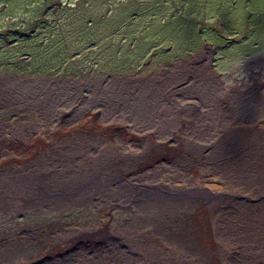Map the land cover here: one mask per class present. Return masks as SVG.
<instances>
[{
  "label": "rangeland",
  "instance_id": "rangeland-1",
  "mask_svg": "<svg viewBox=\"0 0 264 264\" xmlns=\"http://www.w3.org/2000/svg\"><path fill=\"white\" fill-rule=\"evenodd\" d=\"M47 1L51 9L44 15L45 19H51L52 17L64 19L74 13L75 15L70 19L82 20L87 16L93 17L94 15V18L101 20L103 17H108L111 14L110 11H112L111 9H107V7H104L105 9L103 8L102 12L97 10L98 7L103 5V0H100V5H98L97 2L99 1L97 0H90L86 5L80 4L70 14L69 11L63 8V5H67L69 0ZM163 1L166 2L163 4L162 10L158 8L150 9L152 12L147 10V13L144 14L136 11L133 13L135 16H145L143 19L144 23L140 20L136 23L138 29L144 31V37L148 28L152 29L155 25L163 27V19L165 22V32L171 31L164 34L162 33V35H156V32H153V36L149 33L146 40L144 39L148 45V49L144 54V58L139 60V63L131 61L125 55L119 57L115 55V53L113 54L109 51L100 54L102 58L99 59V54H96L94 45L87 42L84 45L82 42L84 37H79L76 42L77 46L81 47L76 49L78 57L76 56L71 60L75 66L77 65L79 70L80 68L83 69L78 78L79 81L84 82L90 76L101 77L103 75V77L109 79L110 77H115L114 74H119L123 68L132 70L130 73L126 71V73L130 75H121L128 79H138L137 74L142 78H139L140 80H145L144 78H146V76L154 79V77H159V73L157 74L156 71L158 67L161 66V69H164L163 64L172 58L176 61L174 62L175 65H179L178 63L183 60H190V57L195 55L196 58L202 57L205 62L207 54H203V51L206 49H216L213 45L218 41L223 48L233 49L230 53L231 58L226 60L224 65H222V62L214 64V61L220 60V58L215 57V60L210 61L211 64L225 68L224 66L230 65L233 60H237L235 64L237 66L234 68V71L219 72V75L223 79L227 78L228 74H231V78L234 81L236 80V82L230 83L229 86L237 84L236 87L241 89L258 80L259 73L252 75L250 71L246 73V75H243L238 66L253 67L252 69L254 72H256L258 67H264L262 66L264 65V54H260L264 53V0H114L113 2L118 3H115L113 10L115 13L121 14V17H124L127 12L138 4L142 6L153 2L154 4H152L156 7L155 2L159 3ZM7 2L5 12L4 2L0 3V32H2V34L4 33L2 36L0 33V158L6 155L9 163L17 164L14 166L0 161V245L5 242L13 241L12 236H14L15 232L20 236L23 235V230L20 229L24 228L25 223L20 219L23 221H27V219L20 218L19 209L27 210L25 205L28 202H26V200L31 201L30 196L39 195L40 188L38 181H32V185L22 184L23 179L30 174L28 169H33L35 166L34 164L41 159H43L42 161H47L45 166V168L48 169L45 173L47 178L53 180H59L61 178L66 180L69 179L71 181L69 194H72L77 188V183L80 181L81 177L84 176L86 166H88L86 164L88 156L93 155V153H89L90 150H88V148L84 147V142L78 145L79 150L82 151L71 154H67V152L62 150H49L48 146H46L50 144L49 139L45 138L43 135H33L31 138L27 136V138L25 132L32 131L33 129H21L18 127V125L26 123L28 117L33 124L37 121L38 123L47 124V121H40L31 109L30 103L34 101V98L26 97V95L29 94L27 92L34 94L39 78L46 79L50 77L27 76L9 72L17 69L13 68V65L24 63L25 59L28 61L30 59H37L42 55H37V58H35L38 49L33 51L29 43H20L21 40L14 37V35H17L7 32V30L10 29L23 35L31 34L29 31L35 27L33 25L28 27L25 22H29V20L40 16L45 6V1L7 0ZM127 2H130V4L124 5ZM92 7H94V9ZM146 16L150 18H159L155 19L154 23L151 24L152 21H149ZM177 16L186 18L184 21H180L181 19L179 18L174 20ZM138 19H140V17L136 20ZM100 23L106 25V21L104 22V20ZM102 27L103 26H96V28H94L96 33H98V37L106 36L105 34L99 33ZM36 28L42 29V35L53 34L49 31L55 29V27L50 25ZM61 29L64 28L61 27ZM8 33L10 34L8 35ZM41 34L39 35V39H41L39 41H41V45H43L48 39L45 40ZM14 44H16V46H12ZM11 50L12 52H10ZM62 50L61 47L58 52ZM168 54L171 58L168 57ZM179 55H184V57H180ZM215 55L216 53L214 56ZM65 58L66 56L64 59ZM4 61L6 64H4ZM41 62L43 63L45 61L42 60ZM87 64H89L90 67H87ZM5 65L6 71L4 70L5 68H2V66ZM48 65L50 64H47V62L46 64H40V66L45 67H48ZM83 66L85 68H83ZM255 66L256 69H254ZM91 67H95L99 72L93 69V71L91 70V73H89ZM57 79L58 91H63L66 84L60 81L65 82L66 79ZM38 82L40 83L41 81ZM55 93L57 96L45 97V99L53 101H63L65 99L67 102L79 100L75 99L72 93L65 95L63 91V96H60L57 91H55ZM82 102H84V99H80L79 103L82 104ZM23 111H25V113H23ZM34 116H36L37 119L33 120ZM227 116L228 119L224 122L229 124L232 120V113L227 114ZM238 117L239 116H234L231 129H227L225 133L223 131H210V135L197 136L199 128L197 127L198 124L196 120L188 117V114L185 113L183 130L189 131L193 133V135L185 137V139L181 141L179 140L183 149L182 157L179 160L171 158L169 159L171 162L168 164L158 165V168L146 171L138 176V178L160 176L162 179L168 178L164 180H170L167 185H164L161 179L160 185L155 182L153 186H148L152 191L161 192L170 198V201H167L166 208L172 210V206L177 208L184 207V209H181L180 212L176 214V216L181 215L179 218L180 222L178 219L175 220L177 224L175 230L172 232L171 238H175L176 236L182 238L181 234L184 232L182 227L185 226L186 228V223L192 224L193 222L198 227H205L207 231L211 228L215 239V246L212 254L216 257L217 261H219V264H232L239 261L238 248H243L244 243L240 242L236 236L240 238L243 234L242 225L246 221L249 222L254 219L264 218V181L262 180V177H264V138L259 137V134L261 135L264 133V115H259L248 123L237 121L236 118ZM84 118L85 117L82 119ZM78 122L79 120L77 123ZM49 124L58 126L59 123L52 118ZM193 125L195 127H193ZM234 125L242 126L236 128ZM225 136L227 139H224ZM235 137L238 140L235 141ZM249 137L251 138L250 140ZM21 140L22 143L24 140H28V142H24L26 144V149H28V154L14 153L13 158L10 159L6 152L3 153L2 149H7L11 143L17 141L21 142ZM174 142L177 143V141L171 140L169 145ZM25 144L24 150H26ZM40 147L45 148L40 150L38 149ZM245 148L253 150L248 162L246 161L248 167L244 166L245 162L241 161L238 163L239 165L234 168L235 165H231L230 157L237 158ZM32 149L33 151H31ZM109 150L112 149L107 148L105 154L106 159L112 160L111 162L116 167H124L126 162L122 157L121 161L116 162V160L119 158V155L121 156L126 153L125 147L121 148L122 152H115L114 155H110L113 153L109 154ZM203 150V159L201 161H203L204 167L196 171L192 168V164H190L195 154H190V152H201ZM34 151H36V154H34ZM139 151L142 152L141 149H139ZM223 152L228 153L219 154ZM127 153L131 155V152ZM96 154L97 151L95 150L94 156H96ZM9 155L11 156L13 153L10 152ZM218 155H226L229 158L226 156L215 157ZM18 156H20V158H18ZM48 157L50 158L48 159ZM243 158H245V156ZM218 159L222 161L218 164L219 167L215 164ZM30 162L35 163L21 168L17 167ZM183 163H185L184 168L178 177V175H175V172ZM222 163H224L223 165L225 166L221 165ZM139 164L135 163V165L132 166L133 172H135L136 167H139ZM227 165L234 168L237 173H250L251 175H257V177L260 176V183L256 184L255 181L250 180H244L241 184H237L233 181L228 183L225 177L227 174L222 171V168ZM197 172L199 175V178L197 177L198 179L195 178ZM115 181L116 176L111 175V183ZM181 195H184L183 202L181 201ZM195 208H199L195 218H184V214L188 215L192 213L195 215ZM204 209L210 210L209 222L203 220L202 214ZM168 214L169 217L167 218ZM176 216H174L172 211H167L164 213L162 222L158 221L153 224L147 214V223L148 225L150 223L149 226H140L135 231L128 232L112 231L110 232V236L106 234L104 236L106 240L104 250H94L80 246L77 250L65 254L64 248H59L56 251L57 253L60 251L61 257L58 255L53 256L52 259H46V263L44 262L43 264H85L81 263V261L88 260V257H90V264H92V261L98 260L97 253L106 257L107 263L110 257L118 256L124 264H140L139 261L141 256L146 250H153L157 247L160 248V246L151 244L152 242L158 241V243H163V245L168 248L170 257H173V261H177L178 264H211V262H209L210 258L205 256L202 252L200 253L198 251L195 255L188 253V249L183 246L184 243H182V239L175 240V243L170 240H164L163 232H156L155 230L158 229L153 228V226H157L159 223L172 221ZM31 220H34L37 224V228L28 229L30 232H27V238L37 237L39 231L42 229L40 225H38V223L42 222L40 218H32ZM121 221L124 220L122 219ZM127 223L129 225L132 224L133 218H127ZM202 231L203 229H201L200 232ZM101 235L102 234L83 233L77 235L76 233H67L65 236L63 235V237L64 242L69 243L78 239L85 242L88 240L94 241L96 238L100 239ZM38 237L35 240L41 241L42 238ZM56 237L57 238H54V236L52 237L54 242L62 239L59 238L58 235H56ZM192 240L198 242L202 246L206 245L208 248L211 247L207 242L208 239L205 231H203L202 234L193 235ZM47 245H53V242L50 241ZM113 253L119 254L113 255ZM38 254L39 251L36 249L23 252L22 255L18 257V260L11 264H22V261H25V264L39 263L35 258ZM62 254H65V256ZM158 257H160V253ZM259 259L261 263H264V256H261ZM142 264H152V261L146 260L145 263Z\"/></svg>",
  "mask_w": 264,
  "mask_h": 264
},
{
  "label": "crops",
  "instance_id": "crops-1",
  "mask_svg": "<svg viewBox=\"0 0 264 264\" xmlns=\"http://www.w3.org/2000/svg\"><path fill=\"white\" fill-rule=\"evenodd\" d=\"M215 48L203 51V54H207L205 62L202 57L196 58L195 55L191 57H195L194 59L183 60L180 62L181 64H176L177 66L174 64L175 60L170 62L171 64H163L164 69L159 66L156 70L157 74L159 73V77H154V79L149 77L144 78L145 80H140L142 79L140 77L138 79H128L126 77H110L106 79L103 76H91L86 81L80 82L79 79L65 78V82L60 81L66 84L63 91L64 93L66 92V95L72 93L75 99H79L75 102H67L65 99L63 101L45 99V97L57 96L55 91L60 96L64 94L63 91H58L57 78H39L38 81L41 82L37 81V88H35L34 94L27 92L29 94L26 97L34 98V101L30 103L33 105L31 109L40 121H47V124L38 123L37 120L33 124L28 117L26 123L20 124L23 126L21 129H33L25 132L26 137L31 138L33 135L45 132L44 137H50V144L47 145L49 150H62L70 154L82 151L79 150L78 145L84 142V147L88 148L90 150L89 153H93V155L88 156L86 163L88 166H86L84 176L81 177L76 185L77 188L72 194H69V189L65 190L61 186V184H71L69 179L53 180L47 178L45 174L48 171L45 168L47 161H42L43 159H41L36 163L30 162L17 166L21 168L35 163L33 169H28L30 174L23 179L22 184L32 185V181H38L40 192L38 196H30L31 201L26 200L28 202L25 205L27 210L19 209L20 218L27 219V221L20 219L25 223L24 228L20 229L23 230V235L20 236L15 232L14 236H12L13 241L0 245V264L13 263L18 260V257L23 252L37 250L36 244L40 243L44 244H40L41 246L39 247H44L48 251H56L59 248H64L65 254L74 251L65 245L63 235L66 233L62 232L63 230L69 234L76 233L77 235L83 233L102 234L99 240L105 242L104 236L106 234L110 236L112 231H135L140 226H147V214L150 221L154 224L158 221H163L165 212L172 211L174 216H176L181 209H184V207L177 208L175 206H172V210L166 208L167 201H170V198L163 194L165 200H162L158 194L150 190L149 186H153L155 182L158 185L161 184L162 178L160 176L141 178L138 181L134 177L129 176V172L133 170L132 166L136 163L135 157L139 155L156 161L155 157L149 156V151L162 153L160 150L162 142L168 140L172 134H175L180 141L193 135V133L183 130L185 113L188 114V117L196 120L199 128L197 136L210 135V131H223L225 133L227 129H231L234 116H239L236 118L237 121L248 123L259 115H264V67L260 66L254 72L253 67L238 66L243 75L250 71L252 75L259 73L258 80L241 89L236 87L237 84L229 86L230 83H234L236 80L234 81L231 78V74H228V77L223 79L219 72L234 71L237 66L235 65L237 60L232 59L233 61L230 65L224 66L225 68L212 65L210 61L216 58H220V60L214 61V64L222 62V65L231 58L230 50L225 51L222 48ZM215 53L216 55L214 56ZM196 63L199 66H195ZM197 68L204 69L205 92H203L204 90L198 91V88L192 83L196 76L190 73V77H188L185 74L187 70ZM254 69H256V66ZM200 92L202 94L200 96L197 95ZM80 99H84L82 104L79 103ZM36 100L44 101L37 107ZM229 113H232V120L231 123L226 124L224 121L228 119L227 114ZM36 116L33 117V120L37 119ZM83 117L85 118L82 119ZM52 118L59 123L58 126L49 124ZM78 120L80 122L79 126H77ZM241 126L234 125L236 128ZM193 127L195 126L193 125ZM259 137L264 138V133L259 134ZM224 139H227V137L225 136ZM234 140L238 139L235 137ZM23 143L22 140L21 142L11 143L7 149H2V151L3 153L6 152L10 159L13 158L14 153H25L26 155L28 154V149H22ZM123 147H125V152H131V155L128 153L119 155L116 162L121 161L122 157L126 164L122 168L116 167L111 162L112 160L106 159V150L107 148L112 149L108 153H113L110 155H114L115 152H122L121 148ZM95 150L97 151L96 156H94ZM10 152L13 155L10 156ZM203 152L204 150L201 152L194 151L190 152V154H195L194 158L203 163L201 161ZM252 153V149L245 148L242 155L247 156ZM34 154H36V151H34ZM219 156L226 155L215 157ZM230 158L231 163H233V157ZM0 161L14 166L17 164L9 163L6 155L0 158ZM220 162L222 161L218 159L215 164L219 167L218 164ZM184 164L177 168L179 172L184 168ZM231 168L230 165L222 168V171L227 174L225 177L228 183L232 182L231 177L228 178V171ZM111 175L116 176L114 183H111ZM164 179L168 178L162 179V182H165L163 184L167 185L170 180ZM262 180L264 181V177H262ZM137 182H141L142 185H138ZM94 185H99V187L95 188L93 187ZM121 185H125L126 189H122ZM141 192L146 195L144 202L140 201ZM181 201H184V195H181ZM81 209L82 212L79 213ZM198 209H194L196 210L195 215L192 213L184 214V218H195ZM205 210L210 217V210ZM180 216L177 215L172 221L159 223L157 226L165 227L172 234L177 224L175 220H179ZM37 217L42 220L41 223H38L42 229L39 231V237L37 236L42 238L41 241L35 240L37 237L27 238L26 236L27 232H30L28 229L37 228V224L34 220H31ZM168 217L169 214L167 215ZM127 218H133V223L129 225ZM122 219L124 221H121ZM97 220H101V223H97ZM88 223L96 224V229L93 231L81 229L82 225ZM66 224L75 228L76 232H73ZM186 224L187 227H182L184 232L181 234L184 248L188 249L187 252L193 255L197 254L198 251L202 252L210 258L209 262H211V254L215 246L212 229L209 228V231H207L205 227L199 228L194 224ZM47 227L51 230H47ZM56 227H61V229L53 230ZM201 229L207 234L208 243L211 246L209 248L192 240L193 235L202 234L203 231L200 232ZM156 232L161 231L157 230ZM54 234L62 239L54 242L52 237L57 238ZM177 238L178 236L171 238V236L166 237L164 235L163 237L164 240H170L173 243H175ZM50 241L53 242V245L45 246ZM94 246H98L97 243H94ZM16 248L18 251L15 254ZM169 253L170 251L167 248L168 256L160 253V257H158L159 252L146 250L141 256L139 263H145L146 260L152 259L150 255H155L160 261L167 257L168 264H178L177 261H173V257H170ZM65 254L62 255L65 256ZM97 254L98 260L92 261V264H112V257L119 258L118 256H112L107 263L106 257L99 253ZM118 254L113 253V255ZM53 256L57 255L53 254L49 258L52 259ZM103 258L105 261H102ZM88 260L90 264V257H88ZM22 264H25V261H22Z\"/></svg>",
  "mask_w": 264,
  "mask_h": 264
},
{
  "label": "trees",
  "instance_id": "trees-1",
  "mask_svg": "<svg viewBox=\"0 0 264 264\" xmlns=\"http://www.w3.org/2000/svg\"><path fill=\"white\" fill-rule=\"evenodd\" d=\"M44 1H45V6L40 16L29 20V22H25L27 23L28 27L30 25H33L35 27L29 31L31 34L23 35L21 33L14 32L10 29L7 30V32L16 34L17 36H15L14 34L13 35L15 38H18L21 40V41L19 40L20 43H24V42L29 43V45L33 48V51H36L35 49H38L37 53L35 54V58H37V55H40V56L42 55L41 57H38L37 59H33V60L30 59L29 61L25 59L24 63H20L19 65H13V68H17V69L13 71H9L11 73H19V74H24L27 76L35 75V76H40V77H51V78H72L73 77L72 79H78L83 69L80 68L79 70L77 65L75 66V64L71 60L72 58H75L76 56L78 57L77 55L78 52L76 51V49H79L81 47H78L76 42L79 37H84V39L82 40L84 45L86 44V42L91 45H94L96 54H99V59L102 58V55L100 54L102 53L104 54L105 52L109 51V52H112L113 54L115 53V55L119 57H121L122 55H125L131 61L133 62L135 61V63L136 62L139 63V60L144 58L145 56L144 54L146 50L148 49V45L145 40L149 33L151 34V36H153L155 32H156V35H159V34L162 35V33L164 34V33L171 32V31L165 32L164 30L165 22L163 19V27H159L155 25L154 27H152V29L148 28L147 29L148 31L146 32L145 37H144V33H143L144 31H142V29H138V26L136 23L139 20L142 23H144L143 19L145 18V16H135V14H133L134 11L141 12V14H144V13H147V10L151 11L150 9L159 8L160 10H162V6L166 1L159 2V3L155 2L156 7H154L153 2L147 5H142V6L138 4L134 8H132L129 12H127L124 17L123 16L121 17V14L115 13L113 10V6H115V3H118V2H113L114 0H103V5L98 7L97 10L99 12H102L103 8L107 7V9H111L112 11H110L111 14L108 17H103L101 20H97L96 18H94L95 17L94 15L93 17L87 16L82 20L70 19L72 16L75 15L74 13L68 18H64V19L62 18L60 19L59 17H52L51 19H45L44 15L51 8L49 7L48 1L47 0H44ZM89 1L90 0H69V3L67 5H63V8H65L66 11H69V14H70L71 12L75 10L77 6H79L80 4L86 5L87 3H89ZM97 1H99L97 3L98 5H100L101 3L100 0H97ZM1 2H4L3 5L5 6L4 8V12H5L8 2L7 0H0V3ZM128 4H130V2H127L124 5H128ZM0 7H1V4H0ZM92 8L94 9V7ZM182 16L180 17L177 16L174 18V20L179 18L181 19L180 21L182 20L184 21L186 17H182ZM139 17L140 19L136 20ZM146 18L149 21H152L151 24H153L155 19H158L159 17L150 18L146 16ZM103 20L104 22L106 21V25H104V23L102 24L100 23ZM44 25H50L52 27H55L54 30L49 31L53 34L42 35L41 34L42 29L36 28V27H40ZM96 26H103L102 30L99 33L105 34L106 36L98 37L97 35L98 33H96L94 29L96 28ZM61 27H63L64 29H61ZM0 33H1V36L4 34V33L2 34V32ZM10 33H8V35ZM40 34L42 37H44L45 40L48 39V41H45L43 45H41V41H39L41 40L39 39ZM214 44L215 45L213 46L217 47L218 49L222 48L225 51L230 50V52H232L233 50L231 48H223V46L220 44L219 41L215 42ZM12 46H16V44ZM61 47L63 50L61 52H58V50ZM10 52H12V50ZM65 56L66 58L64 59ZM179 56L184 57V55H179ZM168 57L171 58L169 54H168ZM42 60H44L45 62L42 63L41 62ZM173 60L174 58L170 59L166 63H170ZM46 62L47 64H50L48 65V67L40 66V64H44V63L46 64ZM4 64H6L5 61H4ZM86 66L90 67L89 64H87ZM2 68H5L4 70L6 71V65L2 66ZM83 68L85 67L83 66ZM93 69L99 72V70H97L95 67H91L89 73H91V70L93 71ZM126 71H129L128 73L132 72L131 69L123 68L121 69V72H119V74H114V76L123 77L124 74H128L126 73ZM203 220L208 221V222L210 221L209 214L207 213L205 209L203 211ZM192 224L194 223L192 222ZM199 228H204V227H199ZM77 248L74 250H77ZM211 264H219V261H217L216 257L213 256V254H212Z\"/></svg>",
  "mask_w": 264,
  "mask_h": 264
},
{
  "label": "bare ground",
  "instance_id": "bare-ground-1",
  "mask_svg": "<svg viewBox=\"0 0 264 264\" xmlns=\"http://www.w3.org/2000/svg\"><path fill=\"white\" fill-rule=\"evenodd\" d=\"M194 58H191V59H194ZM195 66H199V64L196 63ZM203 72H204V69H202V68L191 69V70H187L185 72L186 76H188V77H190V73H192L194 76H196V78H194L192 83L194 84V86H196V88H198V91H202L205 89L206 82L203 78ZM138 77L139 76L137 74V78ZM146 77H149V76H146ZM203 92H205V90ZM201 94L202 93L200 92L197 95L200 96ZM65 95H66V92H65ZM42 101H44V100H36V103L38 104L37 107L40 106L39 104ZM30 106L33 107L32 104H30ZM79 124H80V122L77 123V126H79ZM18 127L21 128L23 126L18 125ZM38 135L44 136V132L39 133ZM47 139L50 140V137L48 136ZM171 140H175V141H177V143L174 142V143H171L169 145V142ZM26 142H28V141L26 140ZM24 144L25 143H23V145ZM45 147H40L38 149L42 150ZM22 149H24V146ZM25 149H26V144H25ZM160 150L162 151V153L150 152L148 150L149 156L155 157L156 161L149 160L148 158H144L142 155L138 154L139 156L135 157V162H136V164H139L141 162L142 163L138 165L139 167H136L135 172H133L134 170L130 171L129 176H132L135 179H137L138 181H140L141 178H138V176L140 174L142 175L146 171H151L154 168H158V165L168 164L169 162H171V160H169L171 158H176L179 160L182 157L183 149H182V146H181L179 139L176 137L175 134H172L168 140L162 142V146H161ZM67 154H70V153L67 152ZM250 156L251 155L249 154V155L245 156V158H243L244 156L241 153L237 158H233V161H232L233 163L231 165L233 166V164H234L235 165L234 168H235L236 166L239 165L238 164L239 162L243 161V162H245L244 166L248 167V165L246 164V161L248 162ZM191 162H192L193 169H195L196 171L203 169V167H204L203 163L200 162L197 158H193ZM142 164H143V166H142ZM234 168H231L228 171V178L231 177V180L233 182H235L237 184H241V183H243L244 180H250V181H255L256 184L260 183V180H261L260 176L257 177V175H251L250 173H247V174L237 173L234 170ZM180 173H181V171L179 172L177 170L175 172V175H178V177H179ZM197 177L199 178L198 172L195 175V178H197ZM137 183L140 186L142 185L141 182H137ZM163 183H165V182H163ZM61 186L65 190L66 189L68 190L70 188L71 184H69V183H67V185L61 184ZM93 187L97 188V187H99V185H94ZM121 188L126 189V186L121 185ZM129 189H131V188H129ZM150 190L152 191V189H150ZM152 192L158 194V196L162 200H165V196L163 194H161L159 192H154V191H152ZM145 198H146V195L143 192H141L140 201L144 202ZM46 212H47V208H46ZM81 212H82V209L79 211V213H81ZM96 222L101 223V220H97ZM21 225H23V224H21ZM66 225L68 226V228H71L73 230V232H76L75 228H72L69 224H66ZM149 225H150V223H149ZM242 227H243V234L240 236V238L238 236H236V237L238 238V240H240V242L244 243L243 248L242 247L238 248L239 249V251H238L239 261L234 262L232 264H237V263L238 264H264V263H261V260L259 259L261 256H264V218L254 219V220L249 221V222L246 221L242 225ZM153 228H156V229L160 230L161 232H163V234L166 237L172 235L166 230L165 227L153 226ZM81 229H88L89 231H93L96 229V224H94V223L84 224V225H82ZM47 230H51V229L49 227H47ZM155 231H157V230H155ZM62 232H65L67 234V232L64 230ZM66 234H64V236ZM158 242H152L151 243L153 245L160 246V248L157 247V248L153 249L152 251L159 252L162 254H166V256H168L167 248L163 245V243L160 244ZM94 243H97L98 246H94ZM40 244L43 245L44 243H40ZM40 244H36V247H37V250L39 251V254L35 258L39 261V263H35V264H43L46 261V259L49 258L50 256H52L53 254H56L59 257H61L60 251L57 253V251L45 250L44 247H39V246H41ZM65 245L69 249H72V250H74L80 246L85 247V248L94 249V250H96V249H103L104 250L105 242L103 240H99L98 238H96L94 241L88 240L87 242H85L81 239H78V240H75L73 242L66 243ZM45 246H47V244ZM17 251H18V249L16 248L14 251L15 254ZM242 252H244V253H242ZM169 255H170V253H169ZM150 258H152V259H150L152 261V264H168L167 263L168 262L167 257L162 261L157 259L155 255H150ZM102 261H105V259L103 258ZM111 262H112V264H124L123 261L117 257H112ZM81 263L89 264V261L88 260H82Z\"/></svg>",
  "mask_w": 264,
  "mask_h": 264
},
{
  "label": "flooded vegetation",
  "instance_id": "flooded-vegetation-1",
  "mask_svg": "<svg viewBox=\"0 0 264 264\" xmlns=\"http://www.w3.org/2000/svg\"><path fill=\"white\" fill-rule=\"evenodd\" d=\"M60 229H61V227L54 228V230H60ZM177 239H182V238L180 237V238H177Z\"/></svg>",
  "mask_w": 264,
  "mask_h": 264
}]
</instances>
